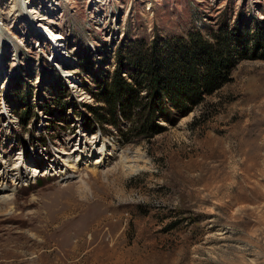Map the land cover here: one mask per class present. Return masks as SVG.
<instances>
[{
    "label": "rangeland",
    "instance_id": "obj_1",
    "mask_svg": "<svg viewBox=\"0 0 264 264\" xmlns=\"http://www.w3.org/2000/svg\"><path fill=\"white\" fill-rule=\"evenodd\" d=\"M0 194V264H264V0H0Z\"/></svg>",
    "mask_w": 264,
    "mask_h": 264
},
{
    "label": "trees",
    "instance_id": "obj_2",
    "mask_svg": "<svg viewBox=\"0 0 264 264\" xmlns=\"http://www.w3.org/2000/svg\"><path fill=\"white\" fill-rule=\"evenodd\" d=\"M229 45L228 42H215L214 45L208 44V47L206 49V63L204 64V79L206 83H217V81L223 76V72L225 71V65L227 64V60L229 58ZM174 73V72H173ZM150 74L153 77V85L151 84L149 87H146V91L150 93H155L156 91L158 93H161L162 90H169L170 87L167 85L168 81H160L161 74L160 72L157 73V69L151 70ZM142 78V77H141ZM120 81V78L118 76V73L115 75L114 78V84H113V90L109 91V96H107L105 99L102 100L103 103H105L111 111L114 113V109H116L117 106H119L120 98L118 94H114L113 91L115 90V85ZM136 81V79H135ZM141 83H143L141 81ZM126 88H130V86L125 85ZM111 87V89H112ZM195 92V91H194ZM132 103V102H131ZM117 105V106H116ZM121 105L118 107L120 110H123ZM136 110L146 109L147 111L152 112L153 111V105L145 102L142 103L141 101H138V103L135 105ZM127 109L129 111V105H125L124 109ZM96 110L104 111L102 108H97ZM107 112V111H106ZM99 115V114H98ZM107 115L110 114L109 112Z\"/></svg>",
    "mask_w": 264,
    "mask_h": 264
},
{
    "label": "bare ground",
    "instance_id": "obj_3",
    "mask_svg": "<svg viewBox=\"0 0 264 264\" xmlns=\"http://www.w3.org/2000/svg\"><path fill=\"white\" fill-rule=\"evenodd\" d=\"M80 155V154H79ZM79 155L76 156V159H77V162H78V158H79ZM69 157V156H68ZM101 157H102V154H101ZM80 159V158H79ZM98 159H95L96 163H94V166L97 165V164H100L101 161H98ZM61 162H65L67 164H64L65 167L67 168H72L71 166V163H72V160L70 158H67V159H64V160H61ZM69 163V164H68ZM74 166V165H73ZM73 169V168H72ZM35 174L37 172V170H34ZM12 195L9 194V195H6V194H0V207L2 208H5V210H7L6 212H10L11 210V205H12V202H13V199H12ZM2 212V210H1Z\"/></svg>",
    "mask_w": 264,
    "mask_h": 264
}]
</instances>
